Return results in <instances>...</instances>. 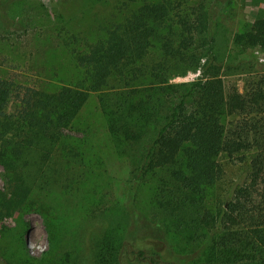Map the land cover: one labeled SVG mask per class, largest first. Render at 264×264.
<instances>
[{"label":"trees","instance_id":"trees-1","mask_svg":"<svg viewBox=\"0 0 264 264\" xmlns=\"http://www.w3.org/2000/svg\"><path fill=\"white\" fill-rule=\"evenodd\" d=\"M223 3L123 0L101 35L75 49L83 73L78 85L48 89L0 72V164L6 179L0 218L33 207L38 192H79L85 162L69 143L68 130L97 92L119 152L131 149L128 154L138 159L130 172L129 202L110 214L99 207L94 217L103 222L86 231L101 233L91 246L95 264H120L126 240L147 229L191 243L194 252L182 256L184 264L196 257L204 264H264V72L247 64L240 70L241 89L235 66L216 52ZM5 8L0 28L13 20ZM234 35L244 50H264V16ZM199 69L192 81L171 82ZM228 166L242 172L218 196ZM151 176V199L162 213L154 223L136 209L137 190ZM170 222L174 231L167 228Z\"/></svg>","mask_w":264,"mask_h":264},{"label":"rangeland","instance_id":"rangeland-1","mask_svg":"<svg viewBox=\"0 0 264 264\" xmlns=\"http://www.w3.org/2000/svg\"><path fill=\"white\" fill-rule=\"evenodd\" d=\"M5 1L1 2L0 13ZM223 2L215 33L216 52L227 64L235 66L237 73L233 78L238 79L242 89L240 70L251 64V70L264 72V50H244L236 44L234 34L245 31L255 18L264 16V0ZM120 3L123 0L12 1L5 10L13 20L0 28V72L48 89L62 84L78 85L83 73L75 60V49L101 35L118 13ZM247 57L252 58L251 63L244 61ZM200 75V69L189 70L172 78L171 82L192 81ZM68 133L69 143L77 145L85 162L79 170L85 175L79 192L73 195L58 187L48 193L38 192L33 207L0 218V264H95L96 259L90 254L94 250L91 246L101 233H86L88 227L103 222V219L99 221L100 217L95 218V214H100L102 207L110 214L129 202L127 195L134 182L130 172L138 155L128 154L131 149L119 152L100 110L97 92L90 93ZM241 172V167L228 166L225 182L216 194H223L232 182L238 181ZM4 174L5 168L0 164V189L5 187ZM155 188L156 178L151 176L141 184L136 196L137 212H146L153 223L162 218L160 207L151 199ZM41 196L44 198L42 204ZM167 228L175 230L172 222ZM178 236L166 233L161 238L154 230L147 229L131 235L126 242L129 249L147 248L149 255L158 251L164 264H184L182 256L192 252L193 245ZM128 253L124 246L120 253L124 264H130ZM186 264L204 262L202 257H196Z\"/></svg>","mask_w":264,"mask_h":264},{"label":"flooded vegetation","instance_id":"flooded-vegetation-1","mask_svg":"<svg viewBox=\"0 0 264 264\" xmlns=\"http://www.w3.org/2000/svg\"><path fill=\"white\" fill-rule=\"evenodd\" d=\"M125 246H127L128 252L130 253V254L128 253L129 258H130V264H142V263L164 264V259L161 257V254L158 251H156V252L153 251V248H151V251H153L154 254L149 255L148 254L149 250L147 248H144L143 250L139 249V248L129 249L130 245L127 242H126ZM140 251H143V252H140ZM119 260H120V264H124V262L122 261L123 259L121 257V254L119 256Z\"/></svg>","mask_w":264,"mask_h":264}]
</instances>
